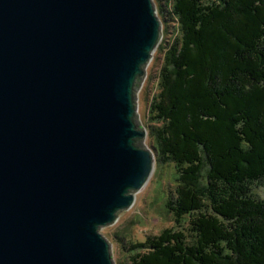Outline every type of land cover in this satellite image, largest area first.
<instances>
[{
	"label": "water",
	"instance_id": "1",
	"mask_svg": "<svg viewBox=\"0 0 264 264\" xmlns=\"http://www.w3.org/2000/svg\"><path fill=\"white\" fill-rule=\"evenodd\" d=\"M152 0H0V264H113L99 229L154 169L136 93Z\"/></svg>",
	"mask_w": 264,
	"mask_h": 264
},
{
	"label": "trees",
	"instance_id": "2",
	"mask_svg": "<svg viewBox=\"0 0 264 264\" xmlns=\"http://www.w3.org/2000/svg\"><path fill=\"white\" fill-rule=\"evenodd\" d=\"M169 11L180 35L148 132L177 174L167 208L180 228L131 244L130 264H264V199L253 190L264 188V0H172Z\"/></svg>",
	"mask_w": 264,
	"mask_h": 264
},
{
	"label": "rangeland",
	"instance_id": "3",
	"mask_svg": "<svg viewBox=\"0 0 264 264\" xmlns=\"http://www.w3.org/2000/svg\"><path fill=\"white\" fill-rule=\"evenodd\" d=\"M156 13L162 6L160 21L162 29L160 39L153 50L151 59L146 63L142 80L136 93V111L139 124L145 129V136L137 140V144L152 151V136L148 132L150 118V104L153 97L159 91L161 67L164 63V55L169 43L174 37H179L178 21L169 9L172 0H152ZM158 15V13H157ZM153 152V151H152ZM154 154V153H153ZM155 156V155H154ZM177 174L173 164L164 162L154 157V170L147 183L135 193V200L130 208L117 212L114 222L101 227L99 231L110 243V254L113 264H130V256L133 251L128 250L131 244L145 243L152 236L158 235L165 228L176 227L175 217L167 208V200L174 194ZM254 192L264 199V188L254 187ZM184 233L189 235L188 218L180 220ZM177 228H180L177 226ZM123 237L120 241L118 237Z\"/></svg>",
	"mask_w": 264,
	"mask_h": 264
},
{
	"label": "bare ground",
	"instance_id": "4",
	"mask_svg": "<svg viewBox=\"0 0 264 264\" xmlns=\"http://www.w3.org/2000/svg\"><path fill=\"white\" fill-rule=\"evenodd\" d=\"M156 9V8H155ZM154 166V165H153ZM154 170V169H153ZM153 172V171H152ZM102 227H104V226H102Z\"/></svg>",
	"mask_w": 264,
	"mask_h": 264
}]
</instances>
